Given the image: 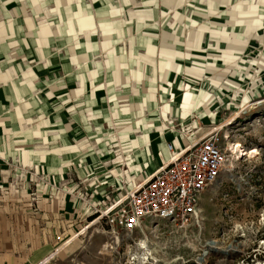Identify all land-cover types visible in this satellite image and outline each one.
<instances>
[{
	"label": "crops",
	"instance_id": "1",
	"mask_svg": "<svg viewBox=\"0 0 264 264\" xmlns=\"http://www.w3.org/2000/svg\"><path fill=\"white\" fill-rule=\"evenodd\" d=\"M251 45L264 0H0V264H41L92 192L151 177Z\"/></svg>",
	"mask_w": 264,
	"mask_h": 264
},
{
	"label": "rangeland",
	"instance_id": "2",
	"mask_svg": "<svg viewBox=\"0 0 264 264\" xmlns=\"http://www.w3.org/2000/svg\"><path fill=\"white\" fill-rule=\"evenodd\" d=\"M191 12L187 7L186 16ZM180 28L188 26L183 23ZM263 51L264 47L255 45L248 48L233 69L238 87L225 83L229 92L223 94L225 100L217 104L215 116L208 123L225 122L218 128L217 137L226 149L227 162L216 182L202 194L200 215L194 223L186 227L146 223L155 250L148 261H141V229L130 236L121 234L117 246L104 223L88 218L74 236L58 241L57 251L61 250L47 264H172L173 260L176 264H264V105L244 111V106L264 101ZM190 128L177 130L188 133ZM237 142L245 150L258 149L259 154L251 158L233 155L229 144ZM128 188L115 194L122 195ZM95 197L92 192L88 198L92 199L86 211L89 216L98 202ZM14 209L12 205H0L1 212L18 211ZM211 241L216 242L217 249L199 263Z\"/></svg>",
	"mask_w": 264,
	"mask_h": 264
},
{
	"label": "built area",
	"instance_id": "3",
	"mask_svg": "<svg viewBox=\"0 0 264 264\" xmlns=\"http://www.w3.org/2000/svg\"><path fill=\"white\" fill-rule=\"evenodd\" d=\"M183 148L167 143L169 157L140 185L92 207V220L104 223L114 237L133 235L146 223L186 227L200 215V198L216 182L227 162L215 122L193 126ZM49 262V261H48ZM47 264V263H45Z\"/></svg>",
	"mask_w": 264,
	"mask_h": 264
},
{
	"label": "bare ground",
	"instance_id": "4",
	"mask_svg": "<svg viewBox=\"0 0 264 264\" xmlns=\"http://www.w3.org/2000/svg\"><path fill=\"white\" fill-rule=\"evenodd\" d=\"M264 105V101L262 102H258L255 104H248L246 106H244V111H251L253 109H256L260 106ZM216 122V121H215ZM230 120L228 121L229 124ZM225 122L222 123H215V126H217V128H222L224 126ZM231 124V123H230ZM167 125V124H166ZM226 139H228V136L226 137ZM229 150L233 155H240V156H249L251 157H256L259 154L258 149H250V150H245L243 148V145L240 142L234 143V144H229ZM226 167V164H225ZM141 235L143 236V239L140 242V246L144 251V254H142V258H140L141 261H148V255L151 254L152 251L155 250V243L153 242L151 236L149 235V233L147 232V229H145V226H143V228L141 229ZM116 243L117 246L120 243V239L119 237H116ZM217 246H216V242H209L207 245V249L204 250L203 254L201 257L198 258V262L202 263L204 258L212 251V250H216ZM61 249H59L55 254H53V256H51L50 258H48L47 260H45L44 262H42L41 264H45L48 263V261H50L51 259H53L55 257V255H57V253L60 251ZM177 260H173L172 264H176ZM157 263H159L157 261ZM146 264H148L146 262Z\"/></svg>",
	"mask_w": 264,
	"mask_h": 264
},
{
	"label": "trees",
	"instance_id": "5",
	"mask_svg": "<svg viewBox=\"0 0 264 264\" xmlns=\"http://www.w3.org/2000/svg\"><path fill=\"white\" fill-rule=\"evenodd\" d=\"M90 218H91V219H93V218H94V216H91Z\"/></svg>",
	"mask_w": 264,
	"mask_h": 264
}]
</instances>
